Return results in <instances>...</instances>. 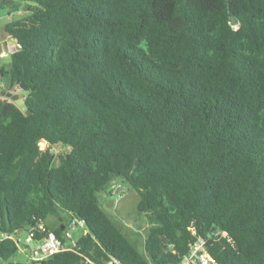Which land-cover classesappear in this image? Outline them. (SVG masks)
Wrapping results in <instances>:
<instances>
[{"label":"trees","instance_id":"obj_1","mask_svg":"<svg viewBox=\"0 0 264 264\" xmlns=\"http://www.w3.org/2000/svg\"><path fill=\"white\" fill-rule=\"evenodd\" d=\"M20 1L2 90H28L31 113L0 96V230L66 242L47 217L83 221L43 264H180L198 238L217 264H264V0ZM115 179L139 196L145 255L100 206ZM16 253L0 243V262Z\"/></svg>","mask_w":264,"mask_h":264},{"label":"rangeland","instance_id":"obj_2","mask_svg":"<svg viewBox=\"0 0 264 264\" xmlns=\"http://www.w3.org/2000/svg\"><path fill=\"white\" fill-rule=\"evenodd\" d=\"M45 143L41 142L40 147L45 148ZM64 148L57 147L54 152L58 153L63 151ZM111 191L104 190L98 193V200L101 208L112 219L118 228H120L127 236L129 242L137 249V251L145 255L144 238L147 231V222L144 214L136 210V205L139 201L138 194L131 189L127 184L119 179L113 182ZM117 187V188H116ZM118 187L120 189H118ZM61 219L64 226L70 232V238L66 240L67 246H72L80 237L85 234L86 228L79 225L70 227L71 218L70 214L65 211H58V215L47 217L45 224L53 228L58 220ZM24 233L20 235L24 238ZM31 243L30 246H32ZM23 253H16L7 261H1L0 264H26V257Z\"/></svg>","mask_w":264,"mask_h":264},{"label":"built area","instance_id":"obj_3","mask_svg":"<svg viewBox=\"0 0 264 264\" xmlns=\"http://www.w3.org/2000/svg\"><path fill=\"white\" fill-rule=\"evenodd\" d=\"M44 143V142H43ZM46 145V144H45ZM43 149V148H41ZM85 227V224L81 220H71L70 227L75 226ZM24 238L14 237L0 230V243L5 240L11 239L16 243L19 253L27 254L28 264H43L51 256L55 254L71 250L74 246H67L66 242H63L53 232L48 231L43 224H40L38 228H30L24 233ZM36 234L41 236V239L34 240ZM217 239H225L231 243V239L225 231H217L215 233ZM63 238L65 241L70 238V232L65 227L63 232ZM31 243H33L32 246ZM106 264H120V262L111 258ZM180 264H217L216 261L207 254L204 246V240L198 238L191 246L188 255H186Z\"/></svg>","mask_w":264,"mask_h":264},{"label":"crops","instance_id":"obj_4","mask_svg":"<svg viewBox=\"0 0 264 264\" xmlns=\"http://www.w3.org/2000/svg\"><path fill=\"white\" fill-rule=\"evenodd\" d=\"M3 1H7V0H0V4ZM10 1L18 5V10L16 11L11 10L10 8L2 7L0 5V96L1 97H4V95H2V93H4V91L2 90L4 87V84L2 83V75H1L2 70H9L11 64V56L18 49L16 40L11 38L9 34L6 32V26L13 21H17L25 18L28 14L25 8V3L21 2L20 0H10ZM12 48L15 49L13 53H11L10 51ZM118 189L120 188L118 187ZM59 221L62 222L61 219H59L58 222ZM24 256L27 259L26 264H28L27 254Z\"/></svg>","mask_w":264,"mask_h":264},{"label":"water","instance_id":"obj_5","mask_svg":"<svg viewBox=\"0 0 264 264\" xmlns=\"http://www.w3.org/2000/svg\"><path fill=\"white\" fill-rule=\"evenodd\" d=\"M11 53L15 51L14 48H12ZM28 90H21L18 93L11 94V93H2V95H5L7 98H10L15 105H17L22 111H25L27 115H29L31 112L26 109V105L24 103V96L28 94ZM135 165H138V161H135Z\"/></svg>","mask_w":264,"mask_h":264}]
</instances>
